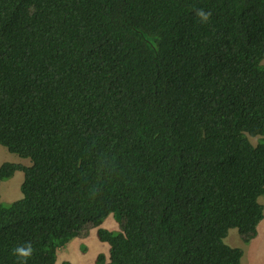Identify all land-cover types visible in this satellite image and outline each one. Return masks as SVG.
I'll list each match as a JSON object with an SVG mask.
<instances>
[{
    "label": "trees",
    "instance_id": "16d2710c",
    "mask_svg": "<svg viewBox=\"0 0 264 264\" xmlns=\"http://www.w3.org/2000/svg\"><path fill=\"white\" fill-rule=\"evenodd\" d=\"M263 60L264 0H0V145L30 163L0 166L23 174L0 264H56L90 228L96 264H241L224 239L264 218Z\"/></svg>",
    "mask_w": 264,
    "mask_h": 264
},
{
    "label": "rangeland",
    "instance_id": "374dc122",
    "mask_svg": "<svg viewBox=\"0 0 264 264\" xmlns=\"http://www.w3.org/2000/svg\"><path fill=\"white\" fill-rule=\"evenodd\" d=\"M264 64V60L262 61ZM259 137L250 138L253 145H256ZM2 151V152H1ZM14 163L28 165L29 160L22 159L15 154L8 152V150L0 145V165L2 163ZM22 179V172L16 171L12 178L0 183V203H11L17 199H21L20 184ZM20 182V183H19ZM264 210V196L258 199ZM109 215L103 223L108 230L120 231L116 221ZM259 234L252 239L248 244H243L239 234L236 232V237L239 243H234L235 248H240L243 251L241 264H264V218L260 222ZM232 238V236H231ZM234 241V240H233ZM106 243H102L96 236V229L90 228L86 236L74 238L65 247L57 252L56 264L62 262H69L71 264H96L95 260L99 254L109 255V247Z\"/></svg>",
    "mask_w": 264,
    "mask_h": 264
},
{
    "label": "clouds",
    "instance_id": "9594fccd",
    "mask_svg": "<svg viewBox=\"0 0 264 264\" xmlns=\"http://www.w3.org/2000/svg\"><path fill=\"white\" fill-rule=\"evenodd\" d=\"M197 15L202 19V21H207L209 14L205 13L203 10H198ZM33 253V248L31 245L19 246L15 249V255L23 257L25 259L30 258Z\"/></svg>",
    "mask_w": 264,
    "mask_h": 264
},
{
    "label": "crops",
    "instance_id": "0c3cea01",
    "mask_svg": "<svg viewBox=\"0 0 264 264\" xmlns=\"http://www.w3.org/2000/svg\"><path fill=\"white\" fill-rule=\"evenodd\" d=\"M2 152V151H1ZM3 164V163H2ZM1 164V165H2ZM0 165V166H1ZM22 181H23V174H22V179H21V183H22ZM19 182V183H20ZM21 185V184H20ZM20 188V187H19ZM17 200H19V199H17ZM1 201V200H0ZM13 202V201H12ZM10 203V202H9ZM110 218H112V217H110ZM108 220V219H107ZM106 220V221H107ZM106 221H105V223H106ZM105 223H103L102 224V226L101 227H103V228H106L105 227ZM259 226V225H258ZM107 229V228H106ZM235 231H237L236 229H231V230H229V232H228V235H227V237L224 239V243L226 244V245H228V246H230V247H232V248H235L234 247V245H232V244H234V243H239V241H238V238L236 237V232ZM238 233V232H237ZM259 234V228L257 227V235ZM231 236H232V238H231ZM234 240V241H233ZM232 243V244H231ZM106 247H108V245L106 246Z\"/></svg>",
    "mask_w": 264,
    "mask_h": 264
}]
</instances>
